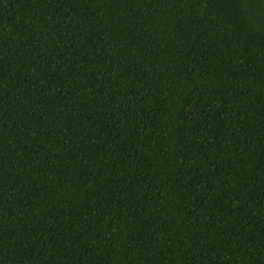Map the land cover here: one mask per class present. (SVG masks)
<instances>
[{
    "label": "trees",
    "instance_id": "obj_1",
    "mask_svg": "<svg viewBox=\"0 0 264 264\" xmlns=\"http://www.w3.org/2000/svg\"><path fill=\"white\" fill-rule=\"evenodd\" d=\"M0 264H264V0H0Z\"/></svg>",
    "mask_w": 264,
    "mask_h": 264
}]
</instances>
